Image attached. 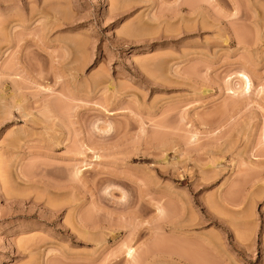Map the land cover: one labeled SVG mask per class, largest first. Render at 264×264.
<instances>
[{
	"label": "rangeland",
	"instance_id": "374dc122",
	"mask_svg": "<svg viewBox=\"0 0 264 264\" xmlns=\"http://www.w3.org/2000/svg\"><path fill=\"white\" fill-rule=\"evenodd\" d=\"M0 264H264V0H0Z\"/></svg>",
	"mask_w": 264,
	"mask_h": 264
},
{
	"label": "bare ground",
	"instance_id": "6f19581e",
	"mask_svg": "<svg viewBox=\"0 0 264 264\" xmlns=\"http://www.w3.org/2000/svg\"><path fill=\"white\" fill-rule=\"evenodd\" d=\"M243 76V81H244V84H245V86L246 87H248V85H250L251 86V79H250V76H248L247 74H243L242 75ZM79 172V171H78ZM129 249L127 250V255L129 256V257H131V258H135L134 256H135V253H136V249H134L133 248V246H130V247H128Z\"/></svg>",
	"mask_w": 264,
	"mask_h": 264
}]
</instances>
